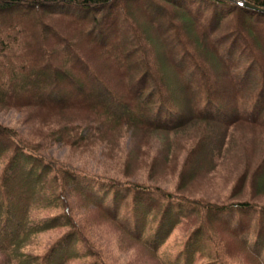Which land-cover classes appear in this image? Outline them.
<instances>
[{"label": "trees", "instance_id": "1", "mask_svg": "<svg viewBox=\"0 0 264 264\" xmlns=\"http://www.w3.org/2000/svg\"><path fill=\"white\" fill-rule=\"evenodd\" d=\"M241 1L264 8V0H0V108L28 116L40 111L49 130L33 137L71 148L114 147L107 134L120 139L118 132L127 128L175 135L179 139L171 144L179 143L174 149L186 155L180 177L190 166L188 172L198 173L206 162L205 176L216 174L230 157L225 144L220 150L213 135H186L184 129L197 123L264 128V59L253 55L260 51L264 12ZM57 17H70L76 40L53 24ZM119 37L122 42L109 49L119 56L111 58L114 71L103 52ZM80 44L91 54L94 46L103 52L98 59L91 55L92 61ZM154 44L160 52L152 59L147 49ZM24 136L0 123V162L6 161L0 170V264H67L94 255L72 213L70 198L77 191L154 253L181 220L199 222L165 264H195L198 254L204 256L214 239L202 223L209 216L240 242L253 264H264V202L240 186L248 182L251 189L258 181L264 189V154L254 168L244 162L242 173L237 163L231 195L216 200L182 187L173 193L145 181L70 172L37 154L44 144L37 149ZM204 140L213 143L209 156L196 152ZM155 209L160 216L152 215ZM43 211L57 213L35 217ZM62 226L70 229L45 254L29 250L38 235ZM209 256L203 264H228L213 252Z\"/></svg>", "mask_w": 264, "mask_h": 264}, {"label": "rangeland", "instance_id": "2", "mask_svg": "<svg viewBox=\"0 0 264 264\" xmlns=\"http://www.w3.org/2000/svg\"><path fill=\"white\" fill-rule=\"evenodd\" d=\"M69 20L70 17H57L52 22L67 37L76 40L78 38L75 35L76 29ZM261 29V40L260 38L257 39V48L260 51L256 49V53L254 52L253 55L258 54L264 59V27H261ZM122 40V37H119L117 41L110 42L109 46L104 48L106 52L94 46V49H92L94 54H91L89 50H84L81 44L80 47L82 53L91 58L92 61L95 59L91 55L98 59L95 55L102 51L105 57L110 59L108 64H106L115 71L117 67L111 63V58L114 56V58L119 59V56L110 52L109 49L115 44L122 42ZM161 49L163 50V48ZM147 50H152V59L156 58L157 52H160V48L155 46V44L151 45L150 49ZM106 73L109 74L108 72ZM44 118L45 115L36 110L32 115L28 116L13 109L0 108V123L15 127L25 136H29L30 140L37 142L35 144L37 149H41L42 144H44V149L36 153L45 156L49 159V162H51L50 160L59 161L67 166L70 172H89L103 177H114L122 182L145 181L169 189L173 193L178 190V187H182L188 189L186 190L188 191L187 193H196L211 199L223 200L231 195L230 191L235 183V174H233L235 168L233 169V167L241 162L242 165L237 166V172L242 173L244 171L243 163L252 162L251 166L254 168V161L264 154V128L246 126L244 124L234 129L210 123L191 124L184 129L186 135L194 132L202 137L213 135L215 142L220 140V150L225 144V149L230 157L225 166L221 169L218 168L219 170L216 174L209 173L205 176L203 171L208 162L201 158L200 162L204 161L206 163L197 167L198 173L188 172L190 166L186 168L187 172L180 177L186 155L185 152L174 149L177 148V145L179 147V143L177 145L171 144L177 142L176 139H179L175 135L151 132L149 129L127 130V128L118 132L119 136L123 137L120 139H116L115 134H107L112 143H115L114 147L107 146L101 150L98 143L95 148L83 149L80 146L71 148L61 142L55 143L53 140L50 142V140L46 139L43 142L38 137H33L34 135L48 132L49 128L46 127L48 125ZM40 121H44L46 124H41ZM231 139L233 140V145L230 148ZM212 144V142L204 140L200 150H196L197 154L209 156V149ZM227 145L229 146L227 147ZM5 163L6 161L0 162V170L4 168ZM152 164H157V166L151 168ZM251 185L248 182H243L240 186L245 187L247 193L250 192L251 194L249 193V195L254 200L264 202V189L259 187L258 181L250 189ZM74 195H77V197L70 198L73 216L81 225L91 243L94 244L95 250L93 251L95 252L92 253L95 254L73 258L67 264H91L93 259H96L94 263L102 261L105 264H165V258L177 255L185 247L188 235L199 224L194 218H184L169 234L164 245L154 253L127 235L121 229L120 224L116 220L106 217L104 211L98 205L92 201L88 202L83 197L82 192L77 191ZM130 202L131 198L127 201L128 205ZM55 213L57 212L43 211L41 214L35 213V217L44 218ZM152 215L155 217H157L156 215L160 216L156 209L152 212ZM202 223L211 227L210 232L214 239L209 243L210 248L204 250V256L197 255L195 264H203L210 261V252H213L214 257H224L228 264H253L252 259L244 253V248L240 242L218 225L212 216L206 217V219L202 218ZM69 229L67 226H62L43 232L32 242L29 250L34 251V253L45 254ZM217 240L222 250L217 248L218 245L215 244ZM79 248L82 251H87L89 247H84L83 244H80Z\"/></svg>", "mask_w": 264, "mask_h": 264}, {"label": "water", "instance_id": "3", "mask_svg": "<svg viewBox=\"0 0 264 264\" xmlns=\"http://www.w3.org/2000/svg\"><path fill=\"white\" fill-rule=\"evenodd\" d=\"M240 3L243 7L264 12V8L258 7L252 3L247 2V1H241Z\"/></svg>", "mask_w": 264, "mask_h": 264}, {"label": "bare ground", "instance_id": "4", "mask_svg": "<svg viewBox=\"0 0 264 264\" xmlns=\"http://www.w3.org/2000/svg\"><path fill=\"white\" fill-rule=\"evenodd\" d=\"M252 3V2H251ZM242 6V5H241Z\"/></svg>", "mask_w": 264, "mask_h": 264}]
</instances>
